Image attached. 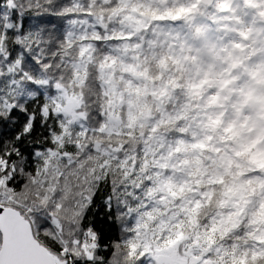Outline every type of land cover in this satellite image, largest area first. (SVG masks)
Listing matches in <instances>:
<instances>
[{"label": "snow or ice", "instance_id": "1", "mask_svg": "<svg viewBox=\"0 0 264 264\" xmlns=\"http://www.w3.org/2000/svg\"><path fill=\"white\" fill-rule=\"evenodd\" d=\"M199 3L161 15L149 0H0V264H264V229L252 227L264 223V201L238 255L225 241L243 239V220L226 227L222 214L202 215L199 182H178L166 164L141 170L145 152L104 139L117 135L108 127L117 64L138 75L126 42Z\"/></svg>", "mask_w": 264, "mask_h": 264}, {"label": "rangeland", "instance_id": "2", "mask_svg": "<svg viewBox=\"0 0 264 264\" xmlns=\"http://www.w3.org/2000/svg\"><path fill=\"white\" fill-rule=\"evenodd\" d=\"M165 2L168 4L176 3L175 0H149V5H161V9H163L165 8L163 5ZM212 2L213 5L209 8L201 11L195 8L191 13L185 14L179 25L173 24L169 27H161L156 26L154 23L151 24L150 21H148L150 27L140 25V28L146 27V31L135 30L133 32L134 37H138L139 43L132 46L127 44L129 51L125 54L127 56L125 64L134 65L133 71H139L140 73L133 76V84L130 83L132 82L130 80H126L124 83V72L120 71L118 63L115 79L109 85L110 106L114 110L109 113V130L111 132H119L124 124L126 126L139 127L142 125L149 127L151 135L147 136L148 140L145 145L141 138L142 152H145L148 157L142 166L151 167L153 164H166L172 175L180 183L186 179H190L192 183V177L196 173H201V178H203V176L210 174L213 170L222 173L225 168L231 166L228 159L229 156L227 158L221 156L219 160H215L214 152L209 151L208 153L211 156L208 153L202 154L200 160L202 161L200 162L202 166L194 165L192 169L190 160L195 158V156L191 155L187 159H184V157L187 154L196 155L200 153L201 150L197 151L196 148L192 147L193 143H188V149L183 145L176 147L168 145L164 149L161 148L163 140L158 130L152 131V129H155V126L162 120H164L162 122L167 123L172 116H182L184 111L188 109V107H185L188 105L187 102L192 99L196 101L199 107L195 110L191 121L186 120V117L184 120L186 127L190 131V138H193L194 142H204L205 145L214 146V149L221 148V151H226V147L214 135L211 136V139L206 138L208 137L207 131L213 128L211 122L214 121L217 114L218 117H224L226 126L232 125L233 132L238 133V135H235L238 137L236 145L244 143L246 144L245 146H248L247 154L249 157L246 163L243 162L244 160L241 161L242 164H246V167L242 169H250L251 171L253 168L260 169L257 167L261 164L260 157L264 155V25L260 20V17H262L260 13L264 12V0H213ZM224 2L228 6L232 4V15L224 14L222 9L219 10V7ZM216 3L217 9L214 7ZM246 4H250L254 10L246 8ZM207 12H214L216 15L215 22L218 21L220 25H214L217 26L216 28L211 24L206 27V22L203 21L201 24L204 38L203 40L197 39L198 42L201 41L198 46L188 45L191 47L189 53H187L188 47L184 48L180 44L173 46L177 33L183 37L188 33V28L192 25L193 20L200 17L202 13L205 14ZM113 25L114 28L116 27L115 29L121 28L120 23ZM160 28L164 29L158 35ZM147 32L150 33V36L147 40H143L141 34H147ZM242 33L244 35H241ZM158 36L163 37V41L166 39L173 40L171 43L169 42L168 51L170 54H175L176 61L180 63V65H175V67H178L179 71L186 69L189 72V74L187 72L188 75L185 73L186 77L182 79L185 92L181 95L179 94L177 98H175V95L178 81L158 93L156 91L157 86L154 85L155 82L151 79L148 80L146 74L149 71L143 66L146 56H149L148 58L153 57L155 51L152 50L158 45L156 42L159 38ZM245 36L247 37L246 39ZM234 44L240 45L238 57L233 53L232 45ZM188 54H191V57ZM128 60L129 62H127ZM237 65L240 66L237 67ZM125 74L130 75L128 73ZM121 82L132 88L131 94L120 87ZM125 93H128L126 98ZM147 99L155 101L154 109H150L151 107L146 105ZM177 101L179 104H177ZM170 103L173 108L177 106V109L166 108L170 107V105H167ZM221 104H224L223 109L220 108ZM125 105L126 108L124 107ZM122 108L126 109L125 115L127 117H123L125 122L122 121L119 113V109ZM180 110L182 112H179ZM184 133H186L185 130ZM250 143L255 146L253 151L249 148ZM224 144L230 147L229 143L226 142ZM176 149H179V151H176ZM208 157L209 159H207ZM143 159L142 156L141 160ZM209 164L214 166L209 168ZM159 171L163 173L164 170L161 168ZM261 172L264 174V169L259 173ZM197 182L195 179L192 184ZM233 182L232 193L228 195H225L224 191L220 193L222 201H225L224 205L234 210V214L230 218L219 217V219L225 221L224 226L226 227H230L231 222H239L244 219V215L252 205L251 196H245V193L248 192L245 188L246 185H237L235 180ZM187 187L186 185V192ZM200 190L202 188L199 186L198 193L201 192ZM192 198H194L192 193H187V199ZM241 212H244V215H239Z\"/></svg>", "mask_w": 264, "mask_h": 264}, {"label": "trees", "instance_id": "3", "mask_svg": "<svg viewBox=\"0 0 264 264\" xmlns=\"http://www.w3.org/2000/svg\"><path fill=\"white\" fill-rule=\"evenodd\" d=\"M176 3L174 2V4L171 3H166L163 4L165 8L161 9V5L157 6L156 5H149L153 10H155L158 14L163 15V13H167V11L169 9H176L179 7H187L192 3V0H175ZM217 2V1H216ZM217 3L214 5L215 9H217L216 7ZM228 11L224 10V14H230L232 15V4H229V6L227 4H223ZM198 11H201L202 9L204 10L205 8L202 7H198L197 8ZM214 9V8H213ZM222 9V7H219V10ZM223 10V9H222ZM222 12V11H221ZM220 13V12H219ZM187 15V13H182L181 16L184 17V15ZM201 17V18H200ZM200 17L196 18L195 20H193L192 25H190V27L188 28V33L185 34L183 37L182 35L178 34L176 35L175 41H173L172 39H166L165 41H163V37H159L157 42V46L154 50L155 51L153 54V57L148 58L149 56H146L144 65L146 67V69L149 71V73L147 72V76H148V80L151 79L152 81H154V85L157 86L156 91L158 93L162 92L163 90H165L167 88V86H171V84H174L175 81H178V84L176 86V95L175 98L178 97V95L182 94L185 92V86H184V82L182 79H184L185 73L187 74V70H183V71H179L178 67H175V65H180V63H178L176 61V57L175 54L171 53L168 51V46L170 47V43L173 41V46L176 44H180L182 47H188V52H190L191 47L188 45H195L198 46L200 45V42H198L197 39H201L203 40V31H202V22L205 21V26L207 27L208 25H220L218 24V21L215 22L216 20V15L214 14V12L211 13H202V15H200ZM183 19L181 18L178 21H171V20H164V21H159V22H153L151 20L150 23H154L156 26H161V27H169L171 25H179ZM215 22V24H214ZM209 23V24H207ZM116 25V23H114ZM202 26V27H201ZM111 27L114 28V25H111ZM215 28L217 26H214ZM116 28V27H115ZM164 28H160L158 31V35L161 33V31L163 32ZM119 30V29H117ZM143 37V40H147V38L150 36V33L147 32V34H141ZM154 38V37H153ZM152 38V39H153ZM170 42V43H169ZM131 43V44H130ZM139 43L138 37H134V39L132 41H130L129 43L127 42L128 46L129 45H133ZM169 43V44H168ZM159 45H161V47H159ZM172 46V44H171ZM194 48V46H193ZM169 52V55H168ZM191 54H188L189 57ZM141 58V57H139ZM129 62V60L127 61ZM135 72V71H134ZM137 74H139L140 72L137 71L135 72ZM189 74V72H188ZM187 74V75H188ZM171 75V76H170ZM126 80H130L132 82L130 83H134L133 80V76L132 75H127L124 72L123 75V82L125 83ZM147 80V81H148ZM123 90H125L126 92H129L130 94L132 93V88L128 87V85H124L121 82V86H120ZM103 89H99L97 92L93 93V95L97 96V100L95 101L96 103H104V98L102 95H100L99 93L102 92ZM128 94V93H127ZM125 93V98L126 95ZM131 97V96H130ZM226 97V95H225ZM110 98V97H109ZM110 101V99H109ZM192 99L190 101L187 102V106L188 109L186 111H184L182 116H172L170 118V120L166 123V122H162L160 121V123L158 125L155 126V129L158 130L159 135L161 136V139L163 140V142L161 143V148H166L168 145L171 146H180L183 145L186 149L189 148L188 143H201V142H194L193 138L191 137L190 131L189 129L186 127V122L184 120V118L186 117V120L191 121V117L194 116L195 114V110L199 107L198 104L196 103V101ZM196 103V104H195ZM177 104L178 101H177ZM146 105H148L149 107H151L150 109H154L155 106V101L147 99L146 100ZM170 105V107H166V108H170V109H177V106H174V108L172 107V104H167ZM224 104H221L220 108L223 109ZM126 108V105L124 106ZM176 107V108H175ZM179 107V105H178ZM122 108L119 109V113L121 115V119L122 121L125 122V117H127L125 115V111L126 109ZM181 109V108H180ZM179 112H182V110H180ZM124 117V118H123ZM219 121V123L215 124V126L212 125V129H209L207 131L208 133V137L210 136H215L223 145L226 151H221V148H217L219 149V151H214V146L212 145H206L205 148L200 149V148H196L197 151L201 150L199 154H187L184 159H187L189 157H191V155L195 156V158H192L190 160L191 162V168L193 169V166H198L200 165V161L202 158V154L204 153H208L209 151L214 152V157L215 160H219V158H221V156H225L229 159V162L231 164V166H229L228 168H225L224 172L222 173H218L215 172L213 170V172H210V174L203 176V178H201V173H196L195 176H193L192 178V183L193 180H197L199 182V186L202 188V190H200L202 193H204L205 195L203 196V200H204V206L200 209L202 215H208L211 214L213 216H217V214H222L221 216L227 217L229 218V213H231L232 215L234 214V210H232L231 207L228 206H223L220 207V202L222 201L220 193H222L223 191L225 192L226 187L228 185H234V180H235V184L237 185H241V186H245L246 190H248L247 193H245V196H251L252 198V205L250 207V209L247 210V213L244 215V219H242L244 221L243 226L235 233V235L241 236L243 237V233L245 231H248V223L247 221L249 219H251L253 217V213L256 210V207L258 206L259 202L264 201V184L261 183L260 181V177L259 173L260 171H263L264 168H261L260 165L262 163H264V155L263 157H260L261 160V164L258 165L257 168L260 169H256V172L251 171L250 169L246 170V169H242L245 168L246 166V160L249 157L247 152H245L244 154L237 156L235 155V152L237 150H239L240 144H237V136H233L232 133H225L224 129L227 128L228 126H226L224 124V117L220 116L218 117V115L216 114V117L214 118V121ZM181 129H183V132H181ZM184 130L186 131V133H184ZM239 130V129H238ZM117 133V135H113V136H105L104 139L108 140L111 139L112 141L117 143V146H119L120 143H127L129 145L128 149L126 150L127 152L135 155V153L137 152V150L142 152L141 149V145H142V139H143V144L145 145L147 143V136L150 134L151 135V131L149 127H144L142 125H140L139 127L137 126H126L125 124L122 125V129L119 132H114ZM231 137L230 139L227 140H222V137ZM206 137V138H208ZM142 138V139H141ZM254 139V138H252ZM229 143L230 147L225 145L224 143ZM256 142V141H255ZM254 142V143H255ZM204 143V142H202ZM192 144V145H193ZM241 145H246L244 143H241ZM250 150L253 151V149L255 148L254 144L250 143L249 145ZM209 155V153H208ZM211 156V155H209ZM142 157V156H141ZM140 157V159H141ZM182 158V157H181ZM209 159V157L207 158ZM244 160V161H243ZM207 161V160H206ZM245 162L244 164H242V162ZM198 163V164H196ZM214 164V163H213ZM213 164H209L208 167L211 168L214 165ZM202 166V165H200ZM147 167V166H145ZM143 166L141 165V170H143ZM224 169V168H223ZM252 169V170H253ZM218 173V174H217ZM220 177L223 178L224 180V184H219V183H210V180H216L219 179ZM235 187V186H234ZM204 189V190H203ZM210 201V203H209ZM231 215V216H232ZM228 223V222H226ZM252 227H258L261 229H264V223L261 224H257V225H253ZM244 239H247L246 237H243V239L241 240H236L235 237L233 236L232 238H229L228 240L225 241L226 245H232V244H239L240 250L238 252V255H242L243 252L245 251L244 248ZM249 243H251V240L248 241Z\"/></svg>", "mask_w": 264, "mask_h": 264}, {"label": "water", "instance_id": "4", "mask_svg": "<svg viewBox=\"0 0 264 264\" xmlns=\"http://www.w3.org/2000/svg\"><path fill=\"white\" fill-rule=\"evenodd\" d=\"M199 4L204 5V6H210L212 4V0H200ZM261 20L264 24V17H262ZM234 51L236 52V55H238V49L234 48Z\"/></svg>", "mask_w": 264, "mask_h": 264}]
</instances>
